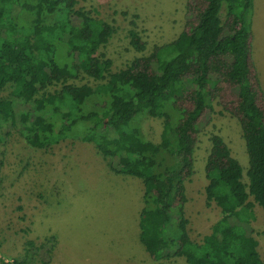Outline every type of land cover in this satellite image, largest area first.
I'll list each match as a JSON object with an SVG mask.
<instances>
[{
	"label": "trees",
	"instance_id": "trees-1",
	"mask_svg": "<svg viewBox=\"0 0 264 264\" xmlns=\"http://www.w3.org/2000/svg\"><path fill=\"white\" fill-rule=\"evenodd\" d=\"M76 5L0 0V92L10 91L0 96V128L9 124L30 147L48 149L84 124L81 140L95 145L110 170L141 181L139 242L153 262L264 264L250 229L254 205L264 220V91L253 59L254 0H185L179 35L115 72L100 53L115 29ZM130 27L129 45L143 54L146 43L134 21ZM82 76L98 84H76ZM95 99L99 110H84ZM16 102L25 105L18 116ZM213 103L240 127L248 182L223 138L212 134L204 191L221 218L197 243L188 234L185 183L194 175L201 120ZM142 114L163 120L158 143L130 126ZM171 215L175 239L164 235ZM27 246L30 254L32 242Z\"/></svg>",
	"mask_w": 264,
	"mask_h": 264
},
{
	"label": "rangeland",
	"instance_id": "rangeland-1",
	"mask_svg": "<svg viewBox=\"0 0 264 264\" xmlns=\"http://www.w3.org/2000/svg\"><path fill=\"white\" fill-rule=\"evenodd\" d=\"M76 8L91 12L115 29L109 43L100 50L112 62L113 72L135 57L147 55L153 46L174 40L184 26L185 0H77ZM130 21L136 23L146 43L143 54L129 45ZM251 21L253 59L264 91V0H254ZM75 83L93 88L98 84L83 76ZM9 93L7 89L0 96ZM99 103L91 100L83 108L99 110ZM24 106L15 103L17 116ZM212 109L201 120L194 175L185 183L188 234L197 243L221 218L215 203L207 206L204 191V167L212 134L223 138L244 170L243 181L248 182L240 127L215 103ZM133 124L144 140L160 141L162 119L142 114L130 126ZM85 131L84 124L79 123L59 144L35 149L11 125L0 128V264L24 259L28 264H185L182 258L159 262L149 258L139 242L141 181L111 171L95 145L81 140ZM108 136L113 139L111 132ZM112 162L116 167V159ZM253 216L250 229L264 261V220L257 205ZM177 234V217L171 215L164 235L175 239ZM27 242L33 244L30 254L26 253L30 248Z\"/></svg>",
	"mask_w": 264,
	"mask_h": 264
},
{
	"label": "crops",
	"instance_id": "crops-1",
	"mask_svg": "<svg viewBox=\"0 0 264 264\" xmlns=\"http://www.w3.org/2000/svg\"><path fill=\"white\" fill-rule=\"evenodd\" d=\"M253 14V13H252ZM252 22V21H251ZM262 29V28H261ZM253 33V32H252ZM253 40H254V35H253ZM258 71V70H257Z\"/></svg>",
	"mask_w": 264,
	"mask_h": 264
}]
</instances>
